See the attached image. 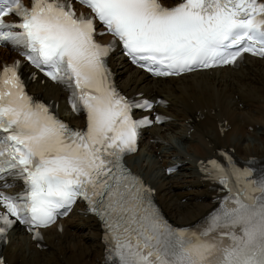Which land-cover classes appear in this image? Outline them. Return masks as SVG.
Listing matches in <instances>:
<instances>
[{
	"label": "snow or ice",
	"instance_id": "obj_1",
	"mask_svg": "<svg viewBox=\"0 0 264 264\" xmlns=\"http://www.w3.org/2000/svg\"><path fill=\"white\" fill-rule=\"evenodd\" d=\"M77 2L90 14L77 15L70 0H0V43L22 48L66 86L72 111L87 114V130H74L27 94L19 60L0 69V180L25 184L16 195L0 191V238L17 223L40 237L82 198L104 223L114 264H264V176L213 162L222 184L236 178L235 190L202 230L173 228L123 163L137 150L138 129L153 123L133 119L132 109L153 105L121 96L106 64L117 42L156 76L235 65L246 53L264 58V0ZM10 15L16 20L6 22ZM97 23L106 31L97 33ZM106 33L113 39L97 42Z\"/></svg>",
	"mask_w": 264,
	"mask_h": 264
},
{
	"label": "bare ground",
	"instance_id": "obj_2",
	"mask_svg": "<svg viewBox=\"0 0 264 264\" xmlns=\"http://www.w3.org/2000/svg\"><path fill=\"white\" fill-rule=\"evenodd\" d=\"M15 55L1 48L0 68ZM122 58H111L122 91L164 99L166 104L159 110L171 119L144 130L139 151L128 157V165L155 189L157 202L173 224L191 225L215 206L220 194L203 172L207 159L221 149L238 160L264 158V58L244 56L236 66L168 78L148 77ZM28 89L55 105L72 123L83 125L82 115L69 109L62 87L37 75ZM250 126L252 131L247 130ZM175 163L177 170L167 173ZM77 208L83 209L76 206L61 220L60 228L42 230L41 247L23 228L15 227L2 250L6 264H104L102 230L95 217ZM210 219L191 231L202 230Z\"/></svg>",
	"mask_w": 264,
	"mask_h": 264
},
{
	"label": "rangeland",
	"instance_id": "obj_3",
	"mask_svg": "<svg viewBox=\"0 0 264 264\" xmlns=\"http://www.w3.org/2000/svg\"><path fill=\"white\" fill-rule=\"evenodd\" d=\"M256 128H258V125L256 126ZM248 130H252V126L248 127ZM258 142H260V140H257Z\"/></svg>",
	"mask_w": 264,
	"mask_h": 264
}]
</instances>
